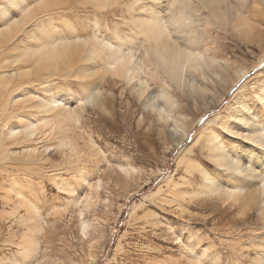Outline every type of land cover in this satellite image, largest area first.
I'll return each mask as SVG.
<instances>
[{"label":"rangeland","instance_id":"obj_1","mask_svg":"<svg viewBox=\"0 0 264 264\" xmlns=\"http://www.w3.org/2000/svg\"><path fill=\"white\" fill-rule=\"evenodd\" d=\"M217 3L207 8L201 0H110L102 6L91 0H27V15L0 0L3 25L8 15L2 7L21 19L5 32L9 38L17 35L15 42L28 44V33L44 40L52 31L122 38L125 51L142 61L136 72L148 88L142 93L135 80L106 77L101 70L75 72L71 58L58 57L53 64L49 57L32 66L27 59L33 52L19 58L22 52L0 48V65L19 59L14 69L26 67L9 84L0 78V93L23 83L20 94L28 90L37 97L23 108L0 103V264H264L259 205L264 197L248 207L242 200L197 195L205 193L201 169L214 181L221 178L225 189L235 188L203 146L206 133L215 131L217 142L246 164L249 147L227 126L246 131L234 111L264 123V0ZM185 10L195 21L187 26L193 32L173 27ZM153 15L174 40L208 52L216 63L187 72L183 87L172 82L142 52L149 41L137 32L135 20ZM36 21L43 22L36 27ZM4 67L0 76L10 72ZM93 88L101 93L95 103L87 98ZM161 91L174 103L177 123L156 112L165 106ZM59 98L60 110L70 113L63 126L52 124L55 114L33 106ZM31 122L38 126L32 138L8 135L10 128L21 131ZM253 151L258 167L264 152ZM252 186L245 180L244 189ZM25 238L38 247L34 258L21 255Z\"/></svg>","mask_w":264,"mask_h":264},{"label":"bare ground","instance_id":"obj_2","mask_svg":"<svg viewBox=\"0 0 264 264\" xmlns=\"http://www.w3.org/2000/svg\"><path fill=\"white\" fill-rule=\"evenodd\" d=\"M39 1H40V3L43 2V0H39ZM91 1L94 2V5L99 4L102 6V5H107V3L110 0H91ZM177 1H179V0H177ZM201 1L204 4V6H206L207 8H210L211 6H213V4L217 3L218 0H201ZM26 2H27V0H8V3L12 6H16L18 8V11H20L21 14H24L30 10L31 5H26ZM9 9L10 8H7V6L4 8L2 7V13L4 15H6V14L8 15L7 16L8 22H6L5 25H3L1 23L2 20H0V23H1V25H0V48L3 47L6 50L8 48V50L11 49L12 51H16L18 53L22 52L19 55V58H23L25 56H28L29 53L33 52V54H32L33 56L30 57L29 59H27V61H30L29 63L33 64L32 66L42 63L45 60V58H47V59L53 58V61H51L53 64H54L55 59L58 57H60V59L61 58H69V59L71 58V60H69V61H71V63L74 64V69L76 68L75 72H77V71L79 72V70H80V71H90V72L94 73V71L101 70L102 74L104 73L103 74L104 76H106L107 74H114L117 77L119 76L120 78H123L124 80L126 79L131 83H132V81L135 80L136 82L135 81L134 82L139 87V91L142 93L145 92L146 89H148L146 87V83L141 82V80L138 78L137 72H136L137 70L141 69L142 61L137 62L135 53H130V52L125 51V49L123 48V46L121 44V42L123 41L122 38H120L118 36L114 37V39L116 40L115 42L112 41V39H110V38H105L102 36L94 37V39L81 38V37H78L77 35L73 36L76 33H75V31L71 30L72 35H69L67 33H57L56 31H52V32H50V35L42 36V37H44V40L42 38H40L41 36L39 37L37 35H33V34L28 33L25 35L28 39L27 40L28 44H26L24 41L15 42L14 40H16L18 36L16 35V37H15L16 39L14 37L9 38L8 36L5 35L6 34L5 32L7 30H9L11 26L20 23L21 19L20 20L18 18L14 19L12 12ZM148 11L150 13H153L150 10H148ZM187 13L188 12H186V10H185L184 15L179 16V20H180L179 22L177 21V19H174L172 21L174 24L173 27L177 32L181 31L182 26H185V29L190 30V32L194 31V30H192V28L187 27L188 24H190V23L193 25V27L195 24V23L194 24L192 23L194 21L192 19V15H189ZM26 14L28 15V13H26ZM35 17L38 18V15ZM1 18H3V17H1ZM36 20H38V19H36ZM39 22H41V21H38L36 23V27H39ZM135 22H136L135 27H136L137 32L139 34H143L147 38V41H149L148 48L146 49V51L144 50L142 52H144L146 56H148V57L150 56L149 59H151V57H152L153 58L152 60H154V62H155V65L154 64L153 65L154 66L157 65L156 67L161 68L163 70L162 72L164 74L166 72V76L168 75L169 77L168 76L167 77L172 82H174L180 86L185 85L188 82V80H187L188 78L186 79V73L187 72H190L192 70H199L204 65H208V66L214 65L217 61L216 58H213L212 56L211 57L208 56L207 55L208 52H206V54H205V52H199V51H195V50L193 51L189 46L181 45L178 41L174 40V38L169 34L168 27L165 25V23L162 21V19H160L158 17V15H153L151 18L137 19V20H135ZM192 25H191V27H192ZM41 30H43V28H41L40 31ZM46 32H48V31L46 30ZM22 34H23V32H22ZM195 34H197V33H195ZM191 35L192 34H190V37H191ZM26 37H24V38H26ZM20 39L23 40V38H20ZM191 41H192V39H191ZM195 41H196V39H195ZM197 41H198V39H197ZM78 42H79V44H78ZM195 44H197V42ZM59 46H61L62 48ZM74 46H76V47H74ZM71 47H74V48L70 49ZM58 48H60V50H57ZM12 53H14V52H12ZM5 57H6V55L4 56V58ZM143 59H144V57H143ZM5 60L6 61L3 64H6V66L5 67H4V65L3 66L0 65V66L4 67L5 69L7 68V70H10V72H9V74L8 73L2 74L0 76V78L3 79L4 82H7L9 84V83L13 82L14 76L17 74H20L21 71H24V69L26 67L25 68L22 67L23 69H21V68L14 69L17 67L16 64H18L20 62V60L15 59L12 62L8 61L7 59H5ZM56 61H58V60L56 59ZM51 62L49 61L48 64L50 65ZM65 63H67V62H65ZM68 63H70V62H68ZM101 64H102V66H100ZM66 65H68V64H66ZM66 65H65V67H66ZM71 65H69V66H71ZM144 66L145 65H143V67ZM156 67H155V69H156ZM70 70H72V69H70ZM72 71H74V70H72ZM150 72H151V70H150ZM76 77H77V75H76ZM80 77H81V75H80ZM77 78H79V77H77ZM1 83H2V81H1ZM191 83H192V81H191ZM22 84L23 83L16 84V85L14 84L15 86L12 85L10 88L5 87L3 90L4 92L0 93V103H3L7 107L9 106V107L17 108L19 106H22L21 108H23V107L28 106L31 103L30 101L34 100V98L36 100L37 99L36 95L29 92L28 90H27L26 95H24L26 97H24L20 94V92L24 90L22 88L23 87ZM194 86L195 85L192 84V87H194ZM189 87H191V86H189ZM192 87L190 89H192ZM162 92H165V91H161V93ZM161 93H160V96H161ZM165 94L163 95L164 97L162 98L165 100V106L163 108H159V107L156 108L153 103H152L153 105H151V106L153 108H156V112L158 113V115L160 117H164V118L167 117V118L172 119V118H174L171 114L173 111V108H174V103L169 100L170 97L168 98L166 92H165ZM27 95H30V96H27ZM99 95H101V93H99V91L96 90V88H93L90 91V93H88L87 98H88V100H92V101L96 100V98H98L97 100H99V98H100ZM22 97H24V98H22ZM92 101H90V102H92ZM262 101L264 102L263 97H262ZM58 103L59 104L62 103V98H59L57 100H52V101H44L41 99L38 103H36L33 106H35L36 109L40 112L45 111V109H46V110L50 111L52 114H55L57 118L53 119L52 124L58 123V125L63 126L60 123H64L65 119H66V122H68L69 121L68 115L70 113L67 115L62 110H60L61 107L59 108ZM94 103H95V101H94ZM241 104L242 105H240V106H242L243 110L245 111L246 107L243 105L242 102H241ZM238 107H239V105H238ZM48 111H46V112H48ZM60 111H61V113H60ZM233 111H234V109H233ZM246 111H248V110H246ZM46 112H44V113L46 114ZM65 112H66V110H65ZM12 114H14V110L10 115H12ZM234 114H235L234 118L236 119V121L241 123L242 124L241 126L243 128H245L246 131L244 133H238V131L234 127L228 125L226 122V124L228 125L227 130L232 135H234L236 137V139H239V140L241 139L242 141H244L248 145L249 153L247 154V159H249V160L246 162V164H243L242 158L240 156H239V158L233 156V154L230 151H228L227 148L222 143L217 142L216 137H215L216 132L213 131L212 129H210L206 133V136H205L206 140H204V143H202V144L207 149L209 157L213 160V162L216 164V166L220 170L224 171L223 174L225 173V174H228L229 177L231 176V180L233 181V183L231 185H234L233 187H235V188L233 190L225 189L223 187V180L221 178H218L216 181H214V180H212V178L208 177L206 175V173H204L203 170L201 169L200 172L202 173V181H203V186L205 188V193L197 194V195H200L202 197L203 196H213V198L218 197V199L219 198H221V200L225 199V200L234 202L235 204L242 200L243 205H247L249 207L252 205H257L259 198L264 197V172L259 170L260 167H264V162L261 163L262 165H260V166L257 165L258 167H256L255 159H257L256 157L258 154L254 153V151H253V148H256L257 150H261L262 152H264V123H262V121L259 120V118H257V117H248L246 115L244 116L243 114L239 113L238 111L237 112L234 111ZM18 116L19 115H17L16 117H18ZM67 119H68V121H67ZM70 119L73 122L74 119L73 118H70ZM71 120H70V122H71ZM173 120L175 123L178 122V118L177 119L174 118ZM78 122L79 121H77L76 123H78ZM68 124H69V122H68ZM37 128H38V126L31 122L30 124H25L24 128L21 131H17V129H15V127L10 128L8 135L11 138L13 136L14 137L22 136L25 139H27V138L29 139V138H32V136L36 134ZM61 130H64V129H61ZM188 130H189V128L181 130L182 138L188 133ZM59 132L63 133L61 131H59ZM178 132H176V133H178ZM181 133H178V134H181ZM60 144H62V142ZM251 152L253 153L252 155H250ZM245 180H247V181L249 180V181L253 182V186L251 188H253L255 186L256 187L254 189H251V190H249V188L244 189L243 185L245 183ZM259 205H260L261 211L264 212V201L260 200ZM87 228H88V224L86 222H84L83 223V231L86 232ZM37 250H38V247H37L35 241L33 239L29 238V240L26 239L22 243L21 255L24 259H29V257L34 258L36 256ZM262 260H264V259H262Z\"/></svg>","mask_w":264,"mask_h":264}]
</instances>
